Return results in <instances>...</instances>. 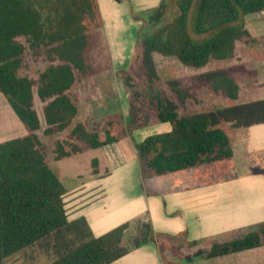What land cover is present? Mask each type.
I'll list each match as a JSON object with an SVG mask.
<instances>
[{"label": "trees", "instance_id": "trees-1", "mask_svg": "<svg viewBox=\"0 0 264 264\" xmlns=\"http://www.w3.org/2000/svg\"><path fill=\"white\" fill-rule=\"evenodd\" d=\"M176 4V15L145 35L132 50L130 69L123 81L125 88L133 91L135 105L146 102L138 88L143 84L155 86L160 79L153 52L174 56L191 67L231 58L238 40L251 39L245 15L264 10V0H177ZM99 14L97 0H0V93L27 131L0 141V264L5 257L62 231L74 238L60 236V246L55 247L58 255L49 264H106L120 255L117 247L128 223L93 237L83 217V231L76 223L78 218L68 220L65 188L46 161L37 133L41 124L33 107L35 86L37 96L45 102L43 133L48 135L70 125L77 106L69 89L76 80L75 70L80 76L89 72L87 54L94 46L91 27ZM18 36H24L32 49L47 47L49 58L59 62L49 64L36 79L21 75L25 47ZM261 43L264 47V35ZM236 70L252 72L243 64L216 68L192 76L188 83L168 80L176 100L161 91L152 95L150 116L171 127L133 140L142 160L141 170L148 176H165L233 155L226 133L216 125L221 120L236 126L264 121V99L184 114L178 108L191 96L189 89L200 85L216 95L237 98L239 86L232 75ZM140 122L137 114L134 123ZM120 126L118 120L109 119L101 130L88 131L77 123L70 132L74 140L55 141L53 157L58 160L117 142L125 135L118 134ZM257 225L240 237L184 257L191 261L196 256L210 258L262 246L264 221ZM145 234L155 237L163 257L168 249L179 247L173 239L155 234L149 227ZM74 242L78 243L71 246Z\"/></svg>", "mask_w": 264, "mask_h": 264}, {"label": "rangeland", "instance_id": "rangeland-1", "mask_svg": "<svg viewBox=\"0 0 264 264\" xmlns=\"http://www.w3.org/2000/svg\"><path fill=\"white\" fill-rule=\"evenodd\" d=\"M176 1L123 0L122 2H117L115 0H97L100 14L96 19V23L92 24L91 27L94 46L87 54L90 69L87 74L81 76L75 70L76 80L69 89V95L72 102L77 106V113L70 125L65 129L48 135L43 133V129L46 126L43 115L45 102L39 99L36 87H33V107L37 111L41 124L37 133L44 145L47 163L65 187L69 188L78 182L74 177H71V174L74 175L76 171L81 174L84 162H87V167L92 166L88 161L93 157H99L101 148H103L102 156L105 160V169L102 165L101 167L104 169L102 172L105 174L98 176L100 181L104 179L105 175L110 174L113 168L125 166V164H133L136 169L139 166L141 179L145 185L149 183V176L143 169L141 170L142 160H139V165L136 163V149L132 142L122 144L124 143L122 141L119 142L118 146L112 143L89 149L78 155L67 157L60 162L54 159L53 148L55 141L58 139L74 140V136L71 137L70 132L71 128L77 123L83 124L86 130L93 131L101 130L106 126V121L109 119L118 120L121 122L118 134L126 135L127 133L129 137L137 138V141H140L146 135L164 130L165 124H155V120L150 116L149 106L151 97L156 91H161L176 100L167 84L168 80L179 79L184 83H188L190 78L196 74L216 68H227L236 64H243L246 68H255L257 70L256 77H251L249 74L240 71L234 73L239 84V96L234 100L216 95L203 85L191 87L189 89L191 96L186 98L183 104H179L178 111L181 114L207 111L241 100H251L264 96V49L258 40L248 38L237 41L236 52L232 58L213 59L202 67L187 66L174 56H164L153 52V60L160 79L155 86L143 84L138 88L143 91L146 97V102L143 105H135L133 103V91L125 88L123 81L128 69H130L132 50L145 35L151 33L156 27L176 15L178 11ZM156 13L158 15L153 17ZM159 19L161 21L157 22ZM245 20L253 37H257L264 32V13L246 15ZM17 40L25 47L19 69L21 75L36 79L39 73L49 64L59 62L49 58L46 52L47 47L41 46L37 49H32L24 36H18ZM137 114L142 118L140 123H134ZM226 128L230 131L229 127L226 126ZM254 128L261 129L264 126L260 124L257 127L254 126ZM239 130L237 131L241 132V135L245 134L246 142L249 144L247 145L252 152H249L247 147L244 149V144L246 143L244 141V143H241L242 140H245L241 138L244 136H241L236 131L231 132L233 144L238 147L241 143L239 145L241 150L236 151L238 157L237 166L235 170H230L224 175L223 181L218 183L220 186L216 187L213 185L212 188L214 190L209 191L210 194L206 197L207 199L201 201V204L204 205L203 207H208L209 211L204 213H202L203 211H194L193 222L191 223V238L195 239V241L168 250L163 257L166 264H216L228 255L210 259L196 256L191 261H187L184 253L194 254L197 250L207 251L213 244L220 242L218 240L226 241L242 236L252 230V228H256L258 222L264 221V219L261 220L264 217L263 208H256L259 214L257 213L258 215L250 217L251 221H246L248 218L245 219L244 216V214H250L254 211L251 206L258 205L261 201H264V168L262 170L258 169L256 167L257 160L255 159L257 157L259 161V158H262L264 161V139H260L262 141L257 143L252 140L254 136L247 133L249 131L248 127L239 128ZM26 132L5 97L0 93V141L24 135ZM228 138L231 140L230 136ZM242 145L244 146L242 147ZM253 152L258 154L254 156ZM215 164H220V162ZM262 165L264 167V163ZM127 176L132 186L129 185L124 191L121 190V193L117 194L124 196L126 193L124 196L125 204L128 203L129 207H131V201H134L138 194L140 196V187L137 182L133 184L135 178L131 181L132 176L130 173ZM167 186L169 188L172 187L169 181L163 180L155 183V188L157 189ZM238 187L240 190L236 189ZM69 196L65 198L68 210L70 205L73 208L78 205V202L83 203L87 199L88 202L95 197H86L85 194L83 197H79L76 192L69 194ZM128 196L133 197V199L128 198ZM217 201L219 204L216 209L208 204ZM119 204L120 202L114 201L115 210H119ZM240 214L244 218L241 219ZM139 216L138 214L137 217ZM255 216L256 218L253 219ZM80 218L81 216L78 217L76 223L80 230L83 231L85 227ZM134 222H142V220L140 221L139 218H136ZM223 223H225L224 226ZM88 231L93 237L96 236L89 227ZM135 233L136 228L129 231L127 244L132 243ZM61 235L69 240L74 238L72 234L66 231H62L58 235L52 233L32 245L5 257L3 264H49L58 255L56 249L60 246ZM77 243L74 242L71 246H75ZM244 257L241 260H231L230 262H239L241 264H245V262L264 263L263 253L258 254L257 259H254L255 256L253 254H247ZM221 263L226 264V262Z\"/></svg>", "mask_w": 264, "mask_h": 264}, {"label": "crops", "instance_id": "crops-1", "mask_svg": "<svg viewBox=\"0 0 264 264\" xmlns=\"http://www.w3.org/2000/svg\"><path fill=\"white\" fill-rule=\"evenodd\" d=\"M262 13H264V10L259 12L249 13L246 15L262 14ZM247 29L250 33L251 39L258 40L260 45L264 49L261 43V37L264 35V32L260 33V35L257 37H253L248 26ZM250 70L252 71L250 74L247 72H243L241 70H236V71L249 74L251 77H256L257 70L255 68H250ZM236 71L232 73L234 78H235L234 73ZM238 96H239V89H238L237 98ZM228 99L234 100L231 98ZM262 99H264V96L254 98L251 100H241L239 102L231 103L226 106L257 101ZM155 124H165V129L157 132L167 131L171 127V125L167 122L165 123L156 122ZM260 124L264 126V121L255 122L250 125L236 126L233 124V122L221 120L216 126L221 128L226 133L227 137L230 136V139H231V135H230L231 132L236 131L241 135V132H239L240 131L239 128L248 127L249 131L247 133H250L251 136H254V139L252 140L258 143L262 141L260 139H264V137L262 138V136L264 135V128L261 129L254 128V126L257 127ZM226 126L230 128V131L228 128H226ZM244 135L245 134L241 136ZM241 138L245 139L241 141V143L243 141L246 143L244 144L245 145L244 149H246L247 147L248 148L247 150L249 152H252L248 147L249 144L246 142L247 138H245V136ZM133 140L137 141V138L135 139V137L131 138L129 137V135H124L121 137L119 141L113 143L115 144V146H118L119 142L122 141L124 142L122 144H127L130 142H132L133 144ZM232 141H233L232 139L229 140L233 152V155L230 158L199 165V166H194L183 171L169 173L165 176H149V183H147L146 185L141 179L139 166L136 169L134 168L133 164L131 165L125 164V166L117 167L115 169L113 168L110 174L105 175L104 179L100 181V179H98V176L100 175L103 176V174H105L104 172H102L105 169L104 167L105 160L102 156L103 148H101L99 157H93L89 159L88 163L92 164V166L87 167V162H84L85 164H84V168L81 171V174H78L77 173L78 171H76V173L74 172L75 173L74 175L71 174V177H74L78 181L75 185L73 184L71 187L67 188L59 179L65 188V198L66 196H69V194L75 192L79 194V197L80 196L83 197L84 194L86 195V197L95 196L88 202H87L88 199L83 203L78 202V205H76V207L71 208L70 205L69 210L65 200V208L67 211L68 220L77 219L79 216L83 217L89 229L96 236H99L111 230L112 228L119 226L120 224L128 223L127 227L124 229L122 233L121 241L117 247V252H119L120 255L106 264H166L164 262L163 255L161 254V251L158 247V244L155 241V237L148 238V236L145 234V231L149 227L155 234H158L162 237H166L169 240L173 239L174 241L173 240L171 241L176 246H180L182 244H188L195 241V239L191 238V234H192L191 223L193 222L192 218L194 211L195 210L196 212L203 211L202 213L209 211L208 207L207 208L203 207L204 205L201 204V201L207 199L206 197L209 196L210 194L209 191L214 190V188H212L213 185H215L216 187L220 186L218 185V183L223 181L224 175L230 170H235L237 166L238 157L236 151L241 150L239 148V145L241 143L237 147L236 145L233 144ZM244 145H242V147ZM87 150L89 149H86L84 151ZM82 152L72 154L70 156L78 155ZM253 154L255 156L258 153L253 152ZM65 158L67 157L58 159L57 162H60ZM255 159L257 160L256 167L262 170L264 168L262 165V163H264L263 159L259 158V161L257 157H255ZM135 160L137 165H139L138 164L139 159L136 151H135ZM217 162H220V164H215ZM101 165L103 166L104 169H102ZM129 173L132 176L131 181H133V178H135V182H133V184L137 182V185L139 184L138 186L140 187V196L138 194L137 198L134 199V201H131L130 203L131 207H129L128 203L125 204L124 196L126 195V193L124 194V196L117 194V193H121V190L124 191L126 187H128L129 185L132 186L131 185L132 183L129 182L130 180H128V176H127ZM163 180L169 181L171 183L172 185V187H170L171 189L168 186L163 187L162 189L155 188V183L162 182ZM236 189L240 190L239 187ZM128 198L133 199V197L131 196H128ZM119 199H123V200H119ZM114 201L120 202L119 210L117 209L115 210ZM208 204L210 205V207L216 209L218 207L219 202L217 201ZM251 207L253 208L252 210L254 211L250 214L249 213L244 214L245 219L248 218V220L246 219V221H251L250 217L259 214V211L256 208L264 209V201L263 202L261 201V203H259L258 205H254ZM138 214L140 215L139 217H137ZM244 216L242 217L240 214L241 219L244 218ZM136 218H139L140 221L142 220V222H134V219ZM254 218H256V216L253 217V219ZM263 219L264 217L261 220ZM224 225L225 223H223V226ZM133 228L134 229L136 228V233L134 234L135 236L132 239V243L127 244L129 241L128 239L129 236L127 235L129 231ZM218 241L222 242L221 240ZM168 250H171V248ZM262 253L264 254V245L224 254L228 256L225 257L223 260H220L216 264H222L221 262H226V264H241L239 262H230V261L241 260L245 258L244 256L247 254L248 255L253 254L255 256L254 259H257L258 254H262ZM184 254L193 255V253H184ZM219 256H215V257H219ZM215 257H210V258H215ZM210 258H203V259H210ZM245 264H264V263L245 262Z\"/></svg>", "mask_w": 264, "mask_h": 264}]
</instances>
